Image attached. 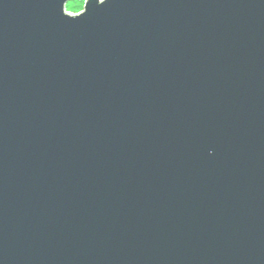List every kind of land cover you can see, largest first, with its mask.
<instances>
[{
	"label": "water",
	"instance_id": "obj_1",
	"mask_svg": "<svg viewBox=\"0 0 264 264\" xmlns=\"http://www.w3.org/2000/svg\"><path fill=\"white\" fill-rule=\"evenodd\" d=\"M0 0V264H264V0Z\"/></svg>",
	"mask_w": 264,
	"mask_h": 264
},
{
	"label": "rangeland",
	"instance_id": "obj_2",
	"mask_svg": "<svg viewBox=\"0 0 264 264\" xmlns=\"http://www.w3.org/2000/svg\"><path fill=\"white\" fill-rule=\"evenodd\" d=\"M85 0H68L65 5V11L70 14H77L83 11Z\"/></svg>",
	"mask_w": 264,
	"mask_h": 264
}]
</instances>
